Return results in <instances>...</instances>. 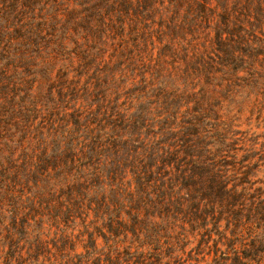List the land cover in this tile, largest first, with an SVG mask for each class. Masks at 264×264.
Instances as JSON below:
<instances>
[{
	"label": "trees",
	"instance_id": "obj_1",
	"mask_svg": "<svg viewBox=\"0 0 264 264\" xmlns=\"http://www.w3.org/2000/svg\"><path fill=\"white\" fill-rule=\"evenodd\" d=\"M0 264H264V0H0Z\"/></svg>",
	"mask_w": 264,
	"mask_h": 264
}]
</instances>
